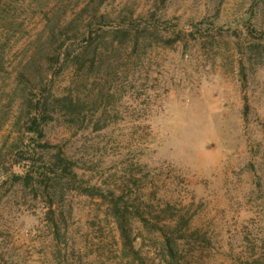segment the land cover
Returning a JSON list of instances; mask_svg holds the SVG:
<instances>
[{
	"label": "rangeland",
	"instance_id": "1",
	"mask_svg": "<svg viewBox=\"0 0 264 264\" xmlns=\"http://www.w3.org/2000/svg\"><path fill=\"white\" fill-rule=\"evenodd\" d=\"M97 3L0 0V264H264V0Z\"/></svg>",
	"mask_w": 264,
	"mask_h": 264
},
{
	"label": "trees",
	"instance_id": "2",
	"mask_svg": "<svg viewBox=\"0 0 264 264\" xmlns=\"http://www.w3.org/2000/svg\"><path fill=\"white\" fill-rule=\"evenodd\" d=\"M105 0H98L97 6H100ZM202 28L205 30L211 29L213 26V21L212 20H205L201 22ZM22 82V81H21ZM24 87L27 86V82H22ZM55 101H60L61 99H54ZM46 105L47 101H42L41 103L38 102L33 106L29 111L28 115L25 117L26 119L22 123L24 132L28 135L32 136V140H40L43 137V126L47 123L48 120V115L46 114ZM37 145L41 147L47 146L46 143H38ZM33 151L27 150V151H22L17 154V159H15L14 163L17 166H22L23 173L22 175L15 176L17 181H21L22 184H29L30 181L32 180H37L39 177H47L48 173L41 170L40 168L37 167L36 171H31L32 167L34 166V160H33ZM54 165L58 166V176H65V177H71V178H76V174L73 173L71 163L68 161L62 154H58L56 156V162L54 161ZM52 174H54V171H51ZM48 178V177H47ZM93 190V189H92ZM88 196H92L93 193H91V190L87 191ZM117 201V200H116ZM112 201L110 207H111V217L114 220V223H116V227L118 230V234L120 236V240L122 241V245L124 247H128L130 251L134 252L136 254V251L133 248V241L130 239V234L127 228H125L121 223H126L127 221L125 220L124 217V211L122 207L120 206L119 202L117 201ZM48 213L51 215L50 219H48L51 222L54 221V216H55V210L52 209V205L49 206V211ZM142 222H145L146 220L141 217ZM162 229L160 230V232ZM162 237L164 238V243L166 247L169 249V254L171 255L172 249L170 247L171 244V239L163 232H161Z\"/></svg>",
	"mask_w": 264,
	"mask_h": 264
}]
</instances>
